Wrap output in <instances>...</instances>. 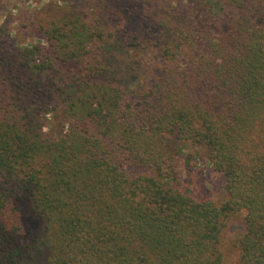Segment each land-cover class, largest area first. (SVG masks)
Returning <instances> with one entry per match:
<instances>
[{
	"label": "trees",
	"instance_id": "1",
	"mask_svg": "<svg viewBox=\"0 0 264 264\" xmlns=\"http://www.w3.org/2000/svg\"><path fill=\"white\" fill-rule=\"evenodd\" d=\"M60 2L0 43V264H264V0Z\"/></svg>",
	"mask_w": 264,
	"mask_h": 264
},
{
	"label": "rangeland",
	"instance_id": "2",
	"mask_svg": "<svg viewBox=\"0 0 264 264\" xmlns=\"http://www.w3.org/2000/svg\"><path fill=\"white\" fill-rule=\"evenodd\" d=\"M66 0H0V43H4L5 38L8 36L10 29H16L18 24L16 22V14L18 9H29L34 11L39 9L41 6L53 2L58 5H62ZM10 6V11H12L13 16H10L7 12V8ZM13 35V33H12ZM199 168L189 174L188 184L184 187L195 191V195L198 197H209L215 201H220L223 199L222 192V182L221 177L210 170L205 171L203 178L200 177ZM189 188H188V187ZM243 230V215H240L236 220L231 223L226 231L225 239L228 250L232 249L230 246V241L235 239L240 232Z\"/></svg>",
	"mask_w": 264,
	"mask_h": 264
}]
</instances>
